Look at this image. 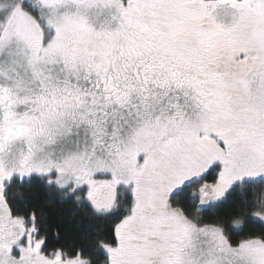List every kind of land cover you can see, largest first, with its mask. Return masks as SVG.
<instances>
[{"label": "snow or ice", "instance_id": "obj_1", "mask_svg": "<svg viewBox=\"0 0 264 264\" xmlns=\"http://www.w3.org/2000/svg\"><path fill=\"white\" fill-rule=\"evenodd\" d=\"M0 264H264V0H0Z\"/></svg>", "mask_w": 264, "mask_h": 264}, {"label": "trees", "instance_id": "obj_2", "mask_svg": "<svg viewBox=\"0 0 264 264\" xmlns=\"http://www.w3.org/2000/svg\"><path fill=\"white\" fill-rule=\"evenodd\" d=\"M56 215H60L59 210H57V212L54 213V217H55ZM65 226H66V227H70V225L67 223V220H65Z\"/></svg>", "mask_w": 264, "mask_h": 264}]
</instances>
